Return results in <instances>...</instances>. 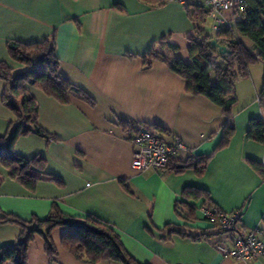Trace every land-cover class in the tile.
I'll list each match as a JSON object with an SVG mask.
<instances>
[{"label":"crops","instance_id":"crops-1","mask_svg":"<svg viewBox=\"0 0 264 264\" xmlns=\"http://www.w3.org/2000/svg\"><path fill=\"white\" fill-rule=\"evenodd\" d=\"M192 30L183 7L173 2L150 7L139 0H0V63L17 73L22 67L10 60L7 42L52 39L60 75L93 102L72 96L69 104H60L41 90L27 88L38 106V126L56 140L47 143L30 134L18 139L14 150L25 158L41 155L45 173L62 185L41 180L29 192L19 180L8 178L0 165L1 212L29 221L46 218L55 205L71 218L96 217L116 232L138 264H264V257L241 262L217 252L216 245H230L227 233L201 241L166 239L161 233L169 224L191 235L209 227L199 212L189 223L175 214V203L183 201L182 190L193 186L208 191L220 211L239 212L240 229L255 231L264 243V178L247 163L252 159L264 167L260 146L264 142L246 137L251 119L264 120L262 109L244 118L232 109L233 134L228 146L218 149L226 123L220 108L204 97L188 95L185 82L163 61L144 67L145 53L152 46L158 49L162 41L178 47L173 53L161 49L167 60L188 62L186 37ZM184 48L187 60L179 54ZM3 87L0 80V136L14 120L1 103ZM234 95L236 104L245 96L235 86ZM126 121L158 128L167 144L180 142L183 149L172 162L209 157L204 174L198 177L188 170L178 175L170 168L132 170L130 134L120 125ZM187 203L199 207L204 202ZM19 232L17 225H0V247L15 241ZM64 232L57 228L51 233L57 251L53 262L44 252L43 240L35 236L26 264H88L62 249Z\"/></svg>","mask_w":264,"mask_h":264},{"label":"trees","instance_id":"trees-1","mask_svg":"<svg viewBox=\"0 0 264 264\" xmlns=\"http://www.w3.org/2000/svg\"><path fill=\"white\" fill-rule=\"evenodd\" d=\"M139 1L150 7L166 4L163 0ZM243 1L246 6L245 11L238 16L235 15L234 24L212 35H209L204 27L208 16L205 9L197 5L182 6L193 26L192 32L186 37L188 62L180 58L167 60L160 49L166 47L173 53L178 51V47L164 44L163 41L158 43L159 50L152 46L143 56L146 69L154 60L163 61L171 72L185 82L188 95L204 97L220 108L226 123L218 149L228 146L234 131L231 117L232 109L236 104L234 85L239 80L249 77L250 66L258 62L264 65V0ZM242 39L251 43L256 52L253 53L246 47ZM212 41L225 47L228 54L221 55L211 45ZM6 51L10 60L18 63L22 70L14 73L6 63H0V80L4 82L1 103L14 117V120L9 122L4 135L0 136V165L6 170L8 178L19 180L22 187L29 192H33L41 180L62 185L59 179L45 173L44 158L41 155L25 158L16 154L14 150L17 140L30 134L40 135L47 143L56 140L38 126V106L27 88L41 90L60 104H69L72 96L79 97L89 105H93V102L82 90L60 75L52 39L35 44L9 41L6 43ZM257 102L264 110V74L257 94ZM120 125L122 130L130 135L139 125L147 131L160 132L153 126L129 121L121 122ZM246 137L258 143L264 142V121L261 118L249 121ZM208 159L209 157H193L186 161L172 162L170 158L166 168H170L178 175L191 170L201 177L205 172ZM247 163L252 170L264 178V167L261 162L248 159ZM181 197L183 201L175 203V214L183 222L195 221V215L201 207H214L220 211L213 205L208 191L204 189L187 186L182 190ZM199 200L204 202L199 207L187 203ZM5 224L17 225L20 232L15 241L0 247V264H26L28 245L35 236L43 240L44 252L49 261L53 262L57 251L52 242L51 233L57 228L65 230L61 237L62 249L80 262L138 264L125 251L116 232L107 223L93 216H87L83 220L71 218L62 214L53 205L46 218L32 217L29 221H24L13 215H6L0 210V225ZM161 233L166 236V239L177 236L181 239L201 241L227 232L209 226L200 234L191 235L182 232L180 227L169 224L161 230Z\"/></svg>","mask_w":264,"mask_h":264},{"label":"built area","instance_id":"built-area-1","mask_svg":"<svg viewBox=\"0 0 264 264\" xmlns=\"http://www.w3.org/2000/svg\"><path fill=\"white\" fill-rule=\"evenodd\" d=\"M165 3L184 5H197L208 12V17L213 19V33L232 26L235 15L245 11L243 0H163ZM229 15V19L226 18ZM129 143L132 146L131 168L135 172L148 170L161 171L167 167L168 161L183 145L175 141L173 144L165 143L159 133L147 131L141 125L130 135ZM199 213L202 219L212 227L226 231L230 235V245L218 244L216 251L230 259L251 262L264 257V243L255 231L243 232L240 227V213H224L214 207H201Z\"/></svg>","mask_w":264,"mask_h":264},{"label":"rangeland","instance_id":"rangeland-1","mask_svg":"<svg viewBox=\"0 0 264 264\" xmlns=\"http://www.w3.org/2000/svg\"><path fill=\"white\" fill-rule=\"evenodd\" d=\"M213 24V19L208 17L205 21L204 27L206 32L209 35L213 34V31L211 29ZM242 42L244 43V45L246 47H248L253 53H255L256 51L253 49L251 43H249L247 40H243ZM163 49V48H162ZM157 50V49H156ZM159 50V48H158ZM160 52H162V50L160 49ZM180 55H185L186 58L185 60H187V54H185V48L181 49V52L179 53ZM263 74H264V65L261 62H258L252 66L249 67V77L247 79H243V80H239L234 86L235 89L237 90V92L240 94V92H244V99L238 101L237 104L234 105L233 107V114H237L239 115V118H244L246 117V113L253 111L254 109H261L258 105L257 102V94L261 88V84H262V80H263ZM248 102V108L245 106V104ZM247 108V109H246ZM246 110V111H245ZM261 111V115H264V110H260ZM264 119V118H263ZM239 120L242 119H238ZM264 121V120H263ZM244 121L241 124L242 127V131L244 132V130L246 131V127H244ZM248 129V127H247ZM261 152L262 154H264V144H261ZM264 158V157H263ZM206 226V225H205ZM185 229V228H184ZM187 230V229H186ZM185 230V231H186ZM189 230V229H188ZM192 231V230H189Z\"/></svg>","mask_w":264,"mask_h":264},{"label":"water","instance_id":"water-1","mask_svg":"<svg viewBox=\"0 0 264 264\" xmlns=\"http://www.w3.org/2000/svg\"><path fill=\"white\" fill-rule=\"evenodd\" d=\"M211 45L215 47L221 55L228 54V50L225 47L217 44L216 41H212Z\"/></svg>","mask_w":264,"mask_h":264}]
</instances>
